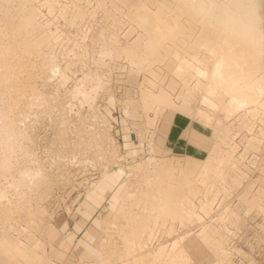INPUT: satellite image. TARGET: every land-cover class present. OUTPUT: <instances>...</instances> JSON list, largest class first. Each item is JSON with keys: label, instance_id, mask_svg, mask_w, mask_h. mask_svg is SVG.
Returning a JSON list of instances; mask_svg holds the SVG:
<instances>
[{"label": "rangeland", "instance_id": "obj_1", "mask_svg": "<svg viewBox=\"0 0 264 264\" xmlns=\"http://www.w3.org/2000/svg\"><path fill=\"white\" fill-rule=\"evenodd\" d=\"M0 264H264V0H0Z\"/></svg>", "mask_w": 264, "mask_h": 264}, {"label": "bare ground", "instance_id": "obj_2", "mask_svg": "<svg viewBox=\"0 0 264 264\" xmlns=\"http://www.w3.org/2000/svg\"><path fill=\"white\" fill-rule=\"evenodd\" d=\"M250 2H252L253 0H249ZM251 10L255 13L256 12V9L255 7H251ZM222 60L219 61L218 65H217V68L215 69V73L217 74H221V70L219 68L220 65H222ZM189 64V63H188ZM186 65V64H185ZM187 66V65H186ZM235 88L239 91V94L236 95V97L234 96L233 99L235 98L236 99V105L237 106H241L243 105L248 99L249 96H250V91H247L245 88H243L242 84L241 83H236L235 84ZM247 103V102H246ZM169 208V207H168ZM171 211H174V213H177L178 210L177 209H171Z\"/></svg>", "mask_w": 264, "mask_h": 264}]
</instances>
